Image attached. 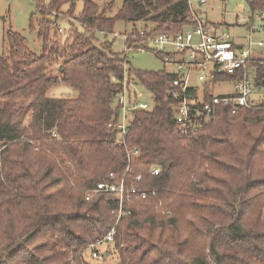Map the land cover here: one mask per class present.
Masks as SVG:
<instances>
[{"label": "trees", "instance_id": "1", "mask_svg": "<svg viewBox=\"0 0 264 264\" xmlns=\"http://www.w3.org/2000/svg\"><path fill=\"white\" fill-rule=\"evenodd\" d=\"M34 1L42 54L9 30L0 56V264H93L84 253L115 225L118 201L88 193L110 173L120 181L128 168L127 185L138 190L116 227L119 264H264V98L236 113L221 105L213 118L199 117L196 131L181 132L168 95L176 73L135 69L113 42L96 45L97 33L112 34L117 20L142 22L147 31L128 38L127 51L183 30L195 24L189 0H123L114 17L105 16L113 3L82 0L76 15L78 0ZM246 1L253 14L264 13V0ZM67 4L83 32L74 26L75 38L62 46L54 14ZM249 65L264 89V59ZM242 77L215 75L203 86L204 101L216 84ZM125 78L155 98L126 138L129 149H140L130 164L109 126L118 121L115 97ZM60 82L78 95L48 96ZM156 165L159 175L150 172Z\"/></svg>", "mask_w": 264, "mask_h": 264}, {"label": "built area", "instance_id": "2", "mask_svg": "<svg viewBox=\"0 0 264 264\" xmlns=\"http://www.w3.org/2000/svg\"><path fill=\"white\" fill-rule=\"evenodd\" d=\"M189 3L191 17L195 24L180 31L168 30L156 34L147 41L148 45L145 43V46L133 47L135 50H151L160 55L164 62L178 67L179 70L174 72L177 77L170 83L168 95L175 103V120L181 132L196 131L199 117L204 115L207 119L213 118L221 105L229 106L233 113L242 108L258 105V102L254 100L258 83L256 67L250 66L249 61L263 59L257 57L254 51L255 47L264 46L263 40H253L252 33L255 30L252 27L245 43L241 46L238 45L229 31H221L216 24L209 22L203 16L200 9H195L190 0ZM206 3L207 0H200L201 5ZM256 18L262 21L261 26L264 28V13L256 14ZM250 19H254L253 13ZM146 33L145 28L135 27L124 33V38L126 41L128 38L144 36ZM238 72H243V77L234 83L232 92L215 93L210 102L204 101L203 86L206 82L217 74L235 75ZM113 79L115 80V77ZM136 81L133 79L129 81V78H125L122 91L115 97V103L119 109L118 121L115 124H109V126H115L118 129L116 142L127 149L129 164L134 162L136 156L140 154L139 148L129 149L127 145L126 138L132 123L138 112L150 111L155 107V98L151 106L141 99L144 93L132 91L131 86L137 87L139 84L149 91L139 81L138 84ZM149 93L152 92L149 91ZM53 136H56L55 132H53ZM127 171L120 181L116 180L117 176L114 173H110L106 179L99 182L97 187L88 193V198L94 192L104 193L107 197L118 201V206L112 209V213L117 218L115 225L105 237L91 243L88 248L92 249V256L96 259L102 258L99 245L114 243L118 223L123 216L129 214L125 208L126 202H129L131 196L137 193L136 186L130 188L127 185ZM150 172L153 175H159L161 166H153ZM140 179L141 175L137 177V180ZM141 195L145 197L146 192H142Z\"/></svg>", "mask_w": 264, "mask_h": 264}, {"label": "rangeland", "instance_id": "3", "mask_svg": "<svg viewBox=\"0 0 264 264\" xmlns=\"http://www.w3.org/2000/svg\"><path fill=\"white\" fill-rule=\"evenodd\" d=\"M48 3L51 0H46ZM98 4L101 8L106 4H109L105 8V16L114 17L120 8L122 7L123 0H92ZM192 6L195 9H200L203 16L211 23L220 24L221 31H229L236 42L245 41V37L250 33L249 27L251 26L255 31L252 33L254 41H264V28L261 26L262 21L256 18L254 13V19L251 20L250 16L252 11L246 0H207L206 4L201 5L200 0H190ZM68 4L63 8L64 13L54 14L58 15L56 20L58 28V39L62 46H69L75 35L72 31L75 26L79 31L83 32V27L73 18L72 14L67 13ZM83 1L78 0L76 3V15L82 10ZM109 9V10H108ZM67 13V14H66ZM69 15L71 17L65 16ZM37 6L34 0H0V56L7 54L8 42L7 33L9 30L20 33L26 39V45L28 48L37 55L43 52V42L38 34ZM54 16V17H55ZM53 19V17H50ZM33 25V26H32ZM135 27L144 28V23L125 22L117 20L114 26V32L109 35L98 32L96 45H101L105 41H111L112 50L123 55L126 54L130 64L133 68L143 71H162L167 70L169 72L178 71V67L171 63H164L163 58L151 50H126V43L124 33L133 30ZM189 28V27H187ZM149 42H146L148 45ZM126 51V53H124ZM256 53L261 54L264 58V46L255 47ZM62 59V58H61ZM63 60V59H62ZM61 62V60H60ZM57 63L52 73L59 74ZM138 84V81H136ZM132 91L144 93L141 99L153 105L154 96L143 87L137 85L131 86ZM234 86L230 82H221L214 86V92L219 94L221 92H232ZM254 100L260 103L264 98V89L257 86L255 90ZM78 95V90L72 85L65 82H60L52 86L48 90V96L50 97H67L75 98ZM167 213H171L170 211ZM99 250L102 253L101 259H96L92 256V249H88L84 253V257L93 264H119L120 254L114 247V243L99 245Z\"/></svg>", "mask_w": 264, "mask_h": 264}, {"label": "crops", "instance_id": "4", "mask_svg": "<svg viewBox=\"0 0 264 264\" xmlns=\"http://www.w3.org/2000/svg\"><path fill=\"white\" fill-rule=\"evenodd\" d=\"M214 24V23H213ZM219 28H220V24L218 25V24H216ZM251 28V26L249 27V29ZM221 30V29H220ZM234 39V38H233ZM234 41H235V39H234ZM245 41H246V37H245ZM245 41H243V42H237V44L238 45H243L244 43H245ZM236 42V41H235ZM256 53V52H255ZM256 56L257 57H259V58H261L262 56H261V54H259V53H256ZM263 58V57H262ZM264 59V58H263Z\"/></svg>", "mask_w": 264, "mask_h": 264}]
</instances>
